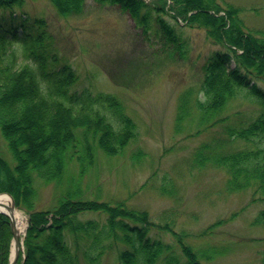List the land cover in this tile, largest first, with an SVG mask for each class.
<instances>
[{
  "label": "trees",
  "instance_id": "1",
  "mask_svg": "<svg viewBox=\"0 0 264 264\" xmlns=\"http://www.w3.org/2000/svg\"><path fill=\"white\" fill-rule=\"evenodd\" d=\"M95 1L119 4L145 34L153 23L156 24L165 45H172L169 55L177 51L183 59L186 58L187 42L164 19V15L171 17L176 24L180 17L184 27L205 30L206 38L219 46L202 61L199 86L189 87L179 94L173 129L176 133L185 129L189 135H194L193 131L198 134L219 128L220 135L196 147L195 162L199 166L201 162H208L223 169L227 175L224 183L228 192L250 190L251 202H263L264 89L255 80L264 82V34L248 32L236 15L237 11L225 7L218 0ZM23 2L0 0V108L5 111L18 107L20 124L24 128L39 120L45 121L46 128L40 129L36 136L32 135L33 144L29 141V145L21 149L17 148L20 137L8 141L18 162L16 170L24 171L26 159L32 158L34 160L28 163L32 172L40 179L55 181L59 185L60 176L63 178L69 170L68 163L74 157L80 165L78 173L82 175L85 171L83 164L91 158L89 146L92 149V143L97 142L105 153L114 154L113 146H125L124 141L132 136L134 126L122 112L121 103L116 98L107 93H79L72 86L77 78L75 70L65 63L54 68L52 64H57L58 58L53 54L52 40L51 44L46 42L50 36L44 37L43 19L34 17L33 25H38V28L37 32L31 33L28 29L31 27L25 25L31 17L14 13V6ZM49 2L61 15L78 14L85 4V0ZM17 47L22 49L24 59L30 61L22 63L18 60ZM231 61L234 66L230 65ZM28 95L40 100L26 102ZM97 105L115 112L121 128L114 129ZM80 112H84L82 117L76 114ZM0 123L3 132L15 129L14 136L19 134L7 118L0 116ZM75 130L85 134L80 133L85 144L80 151ZM89 132L92 134L90 138ZM43 136L51 143L43 141ZM113 140L114 144L110 143ZM4 166L6 168V163L0 159V182L4 184L0 183V192L10 193L16 205L24 202L28 207L29 227L24 242L23 264H37V261L39 264H79L80 258L85 264H101V254L113 248L116 249L118 264H183L174 246L150 235L149 229L155 223L146 212L131 209V216H127L122 202L82 198L77 196L76 185L66 189L63 198L51 210L34 209L29 206L34 203V199L29 197V193H33L32 187L24 182L27 186L23 189L22 181L19 186L13 181L7 183L3 175ZM32 172L29 174L26 170L29 179L33 178ZM8 174L13 177L10 172ZM15 181L18 180L15 178ZM160 191L167 195L174 192L172 187L165 186ZM87 212L103 213L105 218L74 221L75 215ZM122 213L123 216L120 215ZM253 222L264 226V207L257 211ZM156 227L172 234L188 264H202L199 257L204 256L183 242L184 234L173 230L169 220ZM65 230L72 239L70 245ZM11 238L9 218L0 213V264H8ZM210 249L213 250L210 247L207 251ZM210 255L208 253L206 259Z\"/></svg>",
  "mask_w": 264,
  "mask_h": 264
},
{
  "label": "rangeland",
  "instance_id": "2",
  "mask_svg": "<svg viewBox=\"0 0 264 264\" xmlns=\"http://www.w3.org/2000/svg\"><path fill=\"white\" fill-rule=\"evenodd\" d=\"M218 1L237 11L236 15L248 32L264 34V0ZM81 8L78 14L61 15L49 0H24L23 4L15 5L13 9L15 14L23 13L22 16L31 17L25 23L31 27H28L31 33L37 32L38 28V25H33L34 17L43 19L41 28L44 37L50 36L46 42L51 44L52 40L53 54L58 58L57 64H52L54 68L63 63L70 65L77 75L72 86L79 93H107L116 98L124 115L133 123V134L124 141L125 146H113L114 154L105 153L97 142L92 143L91 149L88 142L91 158L83 164L84 173H78L79 163L74 157L68 163L69 170L63 178L60 176L61 182L56 185L55 181L40 179L32 172L28 164L34 160L32 158L26 159L25 169L29 174L32 172L33 178L29 179L25 169L16 170L18 162L8 141L20 137L17 148L21 149L29 145V141L33 144L32 135L36 136L40 129L46 128L45 121L39 120L24 128L20 124L18 107L5 111L0 108V116L7 118L19 132L17 136H14L15 129L5 133L0 123V159L6 163V168L3 167L5 181H13L18 186L22 181L23 189L27 185L32 187L33 193L29 191V197L34 199V203L29 206L38 210H51L63 198L66 189L76 185L77 196L82 198L122 202L127 216H131V209L144 211L155 223L149 229L150 235L174 246L183 264L188 262L177 241L170 232L158 229L156 225H163L169 220L173 230L184 234L183 242L188 243L198 255L204 256L199 257L202 264H264V226L253 222L257 211L264 207V201L251 202L250 190L228 192L224 183L227 175L223 169L208 162H201L199 166L194 160L196 147L220 135V129L211 128L198 134L193 131L194 135H189L185 129L180 133L173 129L179 94L189 87L199 86L202 61L219 46L206 38L205 30L184 27L180 17L176 19V24L175 20L164 15V19L187 42L186 58L183 59L177 51L169 55L172 45H165L156 24L153 23L147 34L141 32L128 11L121 9L119 4L85 0ZM16 49L20 62L30 61L24 59L22 49ZM230 65L234 66V62L231 61ZM255 83L264 89V82L258 79ZM31 97L28 95L24 101L40 100ZM97 107L114 129L121 128L115 112L99 105ZM76 114L82 117L84 112ZM80 133L84 134L74 131L79 151L85 145ZM91 135L89 132L88 137ZM42 139L51 143L45 136ZM9 172L13 177L9 176ZM163 186L172 187L173 194H162L160 189ZM14 208L25 218L26 226L21 234L16 263L23 264L24 242L29 227L28 207L22 202L20 205L15 203ZM3 211L0 209V213L7 215ZM120 215L123 216V213ZM103 218V213L87 212L75 215L74 221ZM220 220L219 225H213ZM64 234L68 244H72L70 234L66 230ZM11 246L12 238L8 259ZM210 247L213 250L207 251ZM208 253L211 255L206 259ZM79 264H85L82 258ZM101 264H118L115 248L101 254Z\"/></svg>",
  "mask_w": 264,
  "mask_h": 264
},
{
  "label": "bare ground",
  "instance_id": "3",
  "mask_svg": "<svg viewBox=\"0 0 264 264\" xmlns=\"http://www.w3.org/2000/svg\"><path fill=\"white\" fill-rule=\"evenodd\" d=\"M0 209L4 210L8 213H11L12 218L15 222V225H17V229H18V236L19 238H21V234L25 228V218L24 215L21 214L16 208L11 209V198L7 193H3L0 192ZM12 247V251H13V247ZM20 248V245H19ZM11 251V253H12ZM9 262V261H8Z\"/></svg>",
  "mask_w": 264,
  "mask_h": 264
},
{
  "label": "water",
  "instance_id": "4",
  "mask_svg": "<svg viewBox=\"0 0 264 264\" xmlns=\"http://www.w3.org/2000/svg\"><path fill=\"white\" fill-rule=\"evenodd\" d=\"M11 198V209L14 208L15 206V203H13V199L11 197L10 194H8ZM3 211V210H2ZM5 212L8 216H9V226H11V232H12V246H14L13 248V251L12 253L10 254V257H9V262L8 264H16L17 263V256H18V251L20 250L19 248V245H20V238L18 236V229H17V225H15V222L12 218V215L11 213H8L6 211H3Z\"/></svg>",
  "mask_w": 264,
  "mask_h": 264
}]
</instances>
